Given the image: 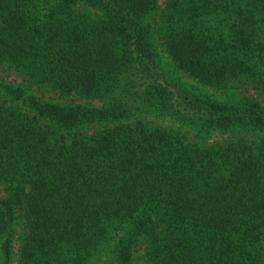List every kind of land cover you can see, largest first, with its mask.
<instances>
[{"label": "trees", "instance_id": "16d2710c", "mask_svg": "<svg viewBox=\"0 0 264 264\" xmlns=\"http://www.w3.org/2000/svg\"><path fill=\"white\" fill-rule=\"evenodd\" d=\"M159 3L0 0V264H264V106L170 76L148 22ZM160 12L198 83L264 66V0ZM215 131L229 137L206 144Z\"/></svg>", "mask_w": 264, "mask_h": 264}, {"label": "rangeland", "instance_id": "374dc122", "mask_svg": "<svg viewBox=\"0 0 264 264\" xmlns=\"http://www.w3.org/2000/svg\"><path fill=\"white\" fill-rule=\"evenodd\" d=\"M167 0H160V8L155 13H151L148 16V22L150 24V31L154 37V45L161 58L163 69L173 78L180 80L185 83L191 90H194L202 96H209L211 99L224 102L228 104H236L243 100H249L258 102L264 106V91L262 90V84L264 80V66L261 60L253 59L251 65L253 66L254 75L247 77H240L234 81L227 83L225 87L219 88L216 86L202 85L195 81L194 79L188 77L187 74L180 71L171 61L165 46V37L160 29V14L161 9L164 8ZM13 78V77H12ZM11 78V79H12ZM95 104H100L101 102L95 101ZM151 126L161 127V128H171L175 130L184 131L189 140L193 141L195 139V132L189 128L182 126L175 121L164 118V117H154L147 116L142 117ZM229 137V133H222L215 131L210 133L206 144L213 143L215 141L223 142Z\"/></svg>", "mask_w": 264, "mask_h": 264}]
</instances>
